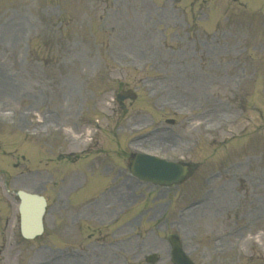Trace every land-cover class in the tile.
Segmentation results:
<instances>
[{
	"label": "rangeland",
	"instance_id": "obj_1",
	"mask_svg": "<svg viewBox=\"0 0 264 264\" xmlns=\"http://www.w3.org/2000/svg\"><path fill=\"white\" fill-rule=\"evenodd\" d=\"M219 6L200 0H0V168L9 171L12 189L47 199L44 234L24 240L17 209L9 202L13 195L6 197L0 183L1 212L15 223L10 233L0 229V264H122L118 253L128 248L129 264H145L141 255L150 251L159 256L155 264H171L161 238L172 232L197 264H264V126L258 121L255 130L251 112L253 122L240 119L242 103L232 99L240 91L249 94L242 98L246 105L253 98L264 106V21L254 27L239 5V16L226 20ZM118 81L137 94L133 101L125 99L126 108L111 101ZM238 82L241 90L235 89ZM94 117L119 137L110 142L113 136L99 133V143L110 151L122 150V137H130L131 147L183 158L196 163L197 171L167 194L160 187L141 186L145 196L137 190L140 196L129 208L116 197L109 206L85 207L90 201L85 196L81 203L79 193L72 192L80 180L71 171L85 157L64 156L84 146L87 131L94 138ZM166 118L174 124L160 133L165 143L155 144L154 136L145 142L143 132ZM229 120L228 128L239 136L221 144L230 136L223 129ZM197 122L203 124L190 130ZM218 125L222 131L204 132ZM41 129L49 134L32 138L38 148L34 142L27 145L32 161L21 160L19 146L27 134ZM225 165L232 171H221L208 183L203 179ZM93 166L88 173L102 170ZM243 172L250 177L241 178ZM207 191L211 197L205 206L183 211ZM149 206L162 213L142 216ZM121 209H126L121 220L131 221L130 240L111 250L116 256L107 251L101 256L103 249L87 245L79 228L94 232V218L108 222ZM82 214L85 218L79 219ZM252 218L257 221L248 230H233ZM99 227L107 233L113 229ZM232 230L215 242L216 234ZM138 238L141 245L134 244Z\"/></svg>",
	"mask_w": 264,
	"mask_h": 264
},
{
	"label": "water",
	"instance_id": "obj_2",
	"mask_svg": "<svg viewBox=\"0 0 264 264\" xmlns=\"http://www.w3.org/2000/svg\"><path fill=\"white\" fill-rule=\"evenodd\" d=\"M149 179L155 181L152 176ZM18 194L21 198V232L24 237L31 238L42 231L41 216L44 211L45 201L43 197L35 194L23 191H19Z\"/></svg>",
	"mask_w": 264,
	"mask_h": 264
},
{
	"label": "bare ground",
	"instance_id": "obj_3",
	"mask_svg": "<svg viewBox=\"0 0 264 264\" xmlns=\"http://www.w3.org/2000/svg\"><path fill=\"white\" fill-rule=\"evenodd\" d=\"M209 201H206L204 204H201L200 206H205L206 203H208ZM196 208V207H195ZM198 208V207H197ZM190 212H192V209L190 210Z\"/></svg>",
	"mask_w": 264,
	"mask_h": 264
}]
</instances>
